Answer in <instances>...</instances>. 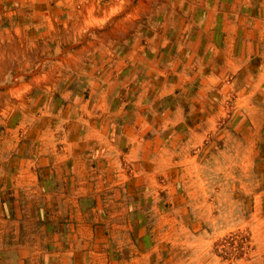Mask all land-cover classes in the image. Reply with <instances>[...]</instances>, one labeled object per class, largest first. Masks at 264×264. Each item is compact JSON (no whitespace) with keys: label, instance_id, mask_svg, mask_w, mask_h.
Returning <instances> with one entry per match:
<instances>
[{"label":"rangeland","instance_id":"rangeland-1","mask_svg":"<svg viewBox=\"0 0 264 264\" xmlns=\"http://www.w3.org/2000/svg\"><path fill=\"white\" fill-rule=\"evenodd\" d=\"M190 1L132 4L149 8L139 22L154 29L155 14ZM227 1L216 0L217 9ZM135 34L153 47L167 39L180 52L173 31ZM5 35L0 31V264H264V86L241 94L257 57L238 71L219 55L203 62L217 78L201 108L183 101L201 78L174 85L183 118L189 105L200 110L197 126L185 117L159 132L143 130L148 145L141 151L120 142L93 152L79 121L70 129L75 112L65 108L71 96L63 80L40 79L32 89L25 74L43 56L34 59L32 49L19 56V47L5 52ZM165 101L169 108L170 96Z\"/></svg>","mask_w":264,"mask_h":264},{"label":"crops","instance_id":"crops-1","mask_svg":"<svg viewBox=\"0 0 264 264\" xmlns=\"http://www.w3.org/2000/svg\"><path fill=\"white\" fill-rule=\"evenodd\" d=\"M226 3V7L217 9L216 0L190 1L173 13L155 14L157 25L153 29L139 22L141 14L150 13L149 8L133 5L132 0H0L2 8L8 4L7 12L0 15V31L6 34L5 52L7 47H19L23 54L15 55L24 56V49H32L34 59L43 56L37 65L47 69L39 70L41 66H37L25 74L32 89L38 88L35 84L40 79L63 80L62 89L71 96L65 108L75 112L70 129L79 121L83 140L95 145L93 152L99 148L114 150L121 142L129 143L132 153L148 145L143 130L159 132L178 125L185 117L191 127L197 126L193 116L197 117L200 110L193 112L189 105L183 118L173 103L175 87L183 85L186 77L190 84L203 79L183 100L190 99V104L198 103L200 107L217 78L203 62H213L216 55L225 68L233 71L257 57L259 67L247 83L252 89L241 94L251 97L264 86V0ZM216 13L223 17L215 18ZM173 14L176 19L169 17ZM152 30L173 31L180 52L171 50L173 45L167 39L153 47L151 39L144 35L141 41L135 34ZM166 45L169 48L165 50ZM227 61L239 64L227 66ZM157 80L158 86L153 83ZM169 96L170 109L165 106ZM242 105L240 109L247 110L248 102ZM136 139L144 143L134 145Z\"/></svg>","mask_w":264,"mask_h":264}]
</instances>
